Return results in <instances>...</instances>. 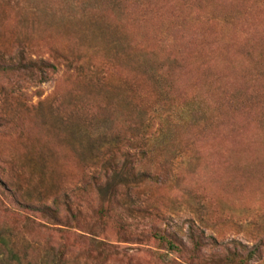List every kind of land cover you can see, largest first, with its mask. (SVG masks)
I'll list each match as a JSON object with an SVG mask.
<instances>
[{
  "label": "rangeland",
  "instance_id": "374dc122",
  "mask_svg": "<svg viewBox=\"0 0 264 264\" xmlns=\"http://www.w3.org/2000/svg\"><path fill=\"white\" fill-rule=\"evenodd\" d=\"M20 51L0 264H264V0H0Z\"/></svg>",
  "mask_w": 264,
  "mask_h": 264
},
{
  "label": "trees",
  "instance_id": "16d2710c",
  "mask_svg": "<svg viewBox=\"0 0 264 264\" xmlns=\"http://www.w3.org/2000/svg\"><path fill=\"white\" fill-rule=\"evenodd\" d=\"M55 67L42 60V59H33L28 58L26 54L22 51L17 53L14 57L5 56V53L0 52V76L3 77H10V76H17L18 78H21V81L25 79H29L31 81H36L37 84H43L47 82L50 78V75H52L55 72ZM13 94V92H9V94ZM20 93V91H19ZM19 97L23 98V94L20 93ZM10 121L7 117H5V114L0 115V126L5 127V125H8ZM128 170V167L126 168ZM131 177L135 176H145V172H139V174L135 173L134 170L131 171L130 174ZM1 185V184H0ZM3 190L7 191L3 185ZM100 218H104L105 214L103 210L99 211ZM5 231L0 230V248L6 251L13 260H16V253L7 248V243L5 241L4 236L6 237ZM154 239L158 240L160 243H163L167 246V249L169 253L171 254H178L180 253L178 247L170 240L164 237L163 235L155 234ZM99 246L107 247L103 245L102 243H98ZM256 254V250H253V252L248 254V259H251ZM242 262L243 260L240 259ZM163 264H171L170 262H166L162 260ZM237 264V263H235ZM239 264V263H238ZM242 264H247V262H243Z\"/></svg>",
  "mask_w": 264,
  "mask_h": 264
}]
</instances>
